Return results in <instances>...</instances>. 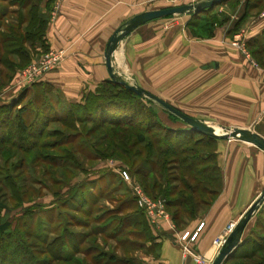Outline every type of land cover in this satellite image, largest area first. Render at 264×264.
<instances>
[{"label": "rangeland", "instance_id": "1", "mask_svg": "<svg viewBox=\"0 0 264 264\" xmlns=\"http://www.w3.org/2000/svg\"><path fill=\"white\" fill-rule=\"evenodd\" d=\"M240 1L234 0L230 5L235 7ZM19 3L0 0V34L12 35L20 29L25 32L31 13L41 11L40 7L23 8L26 23L21 25ZM193 14L161 19L190 17L192 21ZM208 14L217 24L225 19L216 12ZM187 27L193 36L198 35L200 30L196 33L195 27ZM258 45L263 47L264 41L259 40ZM27 48L31 57L24 65L19 66V57L10 54L17 67L12 79L0 84V110H9L5 124L0 120V229L8 225L0 232V264H141L148 236L140 209L150 225L152 218L156 222L168 216V211L173 216L177 208L168 207L167 202L178 198L182 176L187 175L182 170L185 164L178 166L174 155L159 153L164 142L158 135L166 133L164 126L181 129L189 125L145 96L138 99L139 105L126 102V109L137 111L139 107L143 112L133 124L102 123L103 120L94 119V113L76 110L74 105L81 102H64L60 91L45 82L46 76L65 60L66 50L42 48L36 52L30 44ZM253 49L251 56L264 66V53L254 55ZM51 50L64 51L60 63L40 81L19 88L24 72ZM4 52L0 44V70L8 72L11 63L4 59ZM24 109L27 112L22 128L17 112ZM155 119L162 123L161 127ZM122 120L125 119H118ZM136 125L151 128L145 135L154 143L152 150L146 144L138 145ZM201 138L195 134L189 143L181 144L178 157L206 159L204 175L215 177L217 173L210 162L211 143L207 139L199 142ZM196 167L201 169L200 164ZM191 174L195 180L187 178L199 192L195 197L209 200L211 196L203 191L217 189L218 184L195 172ZM138 192L155 204L154 217H149L146 205L140 204ZM183 217L186 218L184 214ZM254 218L247 235L256 230L254 237L260 240L264 237V212L258 211ZM182 248L186 251L184 245ZM187 248L190 249L188 245ZM67 256L71 259L66 260ZM231 263L264 264V249Z\"/></svg>", "mask_w": 264, "mask_h": 264}, {"label": "crops", "instance_id": "2", "mask_svg": "<svg viewBox=\"0 0 264 264\" xmlns=\"http://www.w3.org/2000/svg\"><path fill=\"white\" fill-rule=\"evenodd\" d=\"M41 1L40 10L48 15L44 50L67 53L45 82L60 91L64 102L76 103L111 78L105 57L109 41L132 17L203 0ZM233 1L212 7L225 19L211 37L193 36L187 27L190 17L157 19L134 29L113 53L114 74L188 116L214 127L251 129L264 138V66L251 56L250 46L264 33V0H241L232 7ZM31 47L36 52L43 48L39 42ZM215 153L222 172L215 199L186 223L177 224L168 209V216L148 223L152 238L141 264H199L198 254L211 264L219 250L214 240L226 238L229 227L264 191V150L237 139H217ZM201 224L196 240L188 243L190 250L184 251L179 238Z\"/></svg>", "mask_w": 264, "mask_h": 264}, {"label": "trees", "instance_id": "3", "mask_svg": "<svg viewBox=\"0 0 264 264\" xmlns=\"http://www.w3.org/2000/svg\"><path fill=\"white\" fill-rule=\"evenodd\" d=\"M20 3L19 7V17H20V24H25V18L24 15L21 13V10L26 7H33L38 8L39 7V1L40 0H18ZM231 1V0H226ZM249 2H252L254 4H259L262 2V0H248ZM213 8H209L203 11H200L198 13H194V19L192 21H189L188 25L191 27H195L196 33L197 30H200L198 35L199 37L208 36L211 37L214 35V30L216 26L218 25L216 22H214L211 17L209 16V12H212ZM203 14V15H201ZM32 20L31 22L27 23L29 26V29H25V32L22 31V29L19 30V32H15L14 34H0V44L5 49L4 54H1V56L4 55V59H7V62H10V67L8 66V72H4L3 70H0V84H6L12 79L13 70L17 67V63H15V60L9 58L10 54H14L17 57H19V66L24 65L25 62H27L30 57L31 53L30 50L27 48V44L34 45L36 42H39L43 48H45V37H46V27L48 22V15L42 13L41 11L37 10L35 13H31ZM170 17V16H169ZM40 20V21H38ZM202 20V23H199V21ZM204 34H203V32ZM9 32H12V29L10 28ZM195 32V30H194ZM259 40L264 41V33L257 39H254L251 43V50L253 49L252 53L255 54H261L264 53V45L263 47L258 45ZM7 64V63H6ZM9 64V63H8ZM262 64V63H261ZM26 92V91H25ZM144 96L138 95L135 92L128 89L125 85H123L120 82V79L117 77L110 78L105 80L93 93H89L84 97L83 101L81 103H77V105H74L76 110H85L91 113H94L95 118L98 120H103L102 123L108 122L113 125L118 126H126L121 125L123 123H129L133 124V120L139 115V113H143L140 108L138 107L137 111L135 109H126V103L127 101L134 104L136 102L138 104V99L143 98ZM6 111V112H5ZM8 109H4L3 107L0 110V120L2 124H5V122L8 119ZM27 109H24L22 111H18L17 117L19 119V122L22 126V128H25L23 126V120H24V114H26ZM174 115V114H173ZM176 116V115H174ZM177 117V116H176ZM150 118V117H149ZM157 118V117H156ZM178 118V117H177ZM112 119V120H110ZM118 119H125L122 121H118ZM114 120V121H113ZM156 120V119H155ZM157 121V120H156ZM113 122V123H112ZM162 124V123H161ZM160 123H156L157 126L161 127ZM135 127L137 129L136 131V139L138 142V145L140 144H146L147 148L152 150L154 143L151 141H148L145 133L150 132V127H143V125H136ZM164 126V125H163ZM166 129V133L164 135H158L159 137H162L161 139L164 142V147L161 149L162 151H159L161 154H172L174 155V160L177 161V165L185 164L184 173L186 172V176H182L181 182H182V189L179 192L178 198L175 200H172L170 202H167L168 207L173 206L177 208V211L173 213V219L177 224H183L186 223V221L190 218H193L197 215L198 211L205 207L209 206L213 200L215 199V196L220 191V185L222 183V172L220 167L217 164L216 160V153L215 148L217 145V139L206 135L204 133L194 131L191 127L181 128V129H173L170 126H164ZM149 130V131H148ZM195 134H200L202 136L201 139L198 141H202L203 139H207L208 142L211 144L209 145L212 149L211 151V164L214 167V170L216 171L217 175L215 177H211L209 175H204L206 169L207 161L206 159L202 158H195V159H182L179 158L180 156V149H182V145H186L188 142V139L194 136ZM157 133H154V136L156 137ZM179 139L178 142L175 140ZM214 146V149H213ZM189 161V162H188ZM200 164L201 169L198 170L196 165ZM192 172L196 173L197 175L204 176L208 181L216 182L218 184L217 189H210L209 191L204 190V193L209 194L211 197L209 200L204 199H198L195 197L196 193H199L196 186H193L191 183V180L187 178V176H191L192 178ZM192 180H195V177L192 178ZM222 186V185H221ZM206 187V186H205ZM200 191V190H199ZM141 214L145 221V233L148 236L147 242L152 238L150 229L148 226V222L145 218L144 212L140 209ZM264 212V205L259 210V214H262ZM183 214L186 218L183 217ZM259 225L258 223L255 225ZM7 224L3 225L0 229L1 231H4L7 228ZM256 230H251L250 235H247L237 250L231 255V257L228 260H231L232 262L236 261L238 258L247 257L253 255L258 250L264 249V237H261L260 240L256 237H254L256 234ZM251 248V249H250ZM60 250V249H59ZM68 257V256H67ZM62 258V256H61ZM65 258V256H64ZM71 259V257H68L66 260ZM227 260V261H228Z\"/></svg>", "mask_w": 264, "mask_h": 264}, {"label": "water", "instance_id": "4", "mask_svg": "<svg viewBox=\"0 0 264 264\" xmlns=\"http://www.w3.org/2000/svg\"><path fill=\"white\" fill-rule=\"evenodd\" d=\"M223 1L225 0H203L194 4H185V5L163 8L159 10L145 11L132 17L126 23V25H124V27H121L116 31L115 35L109 41V45L105 53V57L111 78L115 77L114 69L112 65L113 53L117 50L120 41L131 31H133L134 29L138 28L143 24L164 17L189 13V12L198 13L200 11L212 8ZM120 82L123 85H125L128 89L135 92L136 94L148 97L158 102L170 113L176 115L186 124H188L194 131L204 133L216 139H237V140L249 142L257 146L258 148L264 150V138L251 129H241V128L230 129L225 127H212L197 118L186 115L185 113L181 112L172 105L163 101L158 96L148 92L147 90L143 89L140 86L131 85L124 81H120ZM263 204H264V191L254 200V202L244 212L241 218L235 223L230 233L225 238L223 244L219 248L211 264H224L231 257V255L237 250V248L243 241L244 238L243 236L246 226L251 221V219L256 215V213L259 211V208Z\"/></svg>", "mask_w": 264, "mask_h": 264}, {"label": "built area", "instance_id": "5", "mask_svg": "<svg viewBox=\"0 0 264 264\" xmlns=\"http://www.w3.org/2000/svg\"><path fill=\"white\" fill-rule=\"evenodd\" d=\"M262 16H264V13L262 14ZM237 42L238 41H235L234 44L237 45ZM63 54H64V51H52V50L49 53L45 54L38 64L37 63L33 64L24 72L23 77L18 83V87L22 88V87L30 86L33 83L40 81L46 73L51 71L53 68H55L60 63V61L62 60L64 56ZM138 195L140 197V201H139L140 204L146 205L145 207L147 208L149 217L151 218L154 217L153 207H155V204L149 201L148 199H145L143 196H141V193L138 192ZM154 222L155 221H153V218H152V223ZM233 226L234 225H231L229 227V231H231ZM202 227H203V224L199 226L196 232L191 233L190 231H187L181 235L179 241L180 243H182V245H184L186 251L190 250L187 248L188 243L196 240L198 236V232L199 230L202 229ZM224 240H225L224 237L217 238L214 241V244L216 245L217 248H220ZM195 260L201 264H210L208 259L203 255L196 256Z\"/></svg>", "mask_w": 264, "mask_h": 264}]
</instances>
